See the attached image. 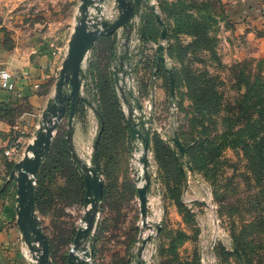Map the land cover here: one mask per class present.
<instances>
[{
  "label": "rangeland",
  "instance_id": "rangeland-1",
  "mask_svg": "<svg viewBox=\"0 0 264 264\" xmlns=\"http://www.w3.org/2000/svg\"><path fill=\"white\" fill-rule=\"evenodd\" d=\"M76 3L0 0V49L15 47L14 27L41 33L55 20L75 18ZM101 4L102 18L112 22L118 14L114 0ZM140 13L131 20L128 41L123 29L100 36L83 62L81 96L86 101L78 103L72 135L82 160L90 161L101 129L97 109L104 118L98 160L103 188L86 240L87 249L93 250L89 263L136 264L142 259L146 264H264V0H142ZM22 44L27 54L35 46L32 41ZM158 46L163 48L162 63L156 62ZM62 55L46 86L36 88L48 98L54 94ZM27 58L33 61L34 54ZM20 60L10 62L17 65ZM120 88L138 128L142 119L148 131L145 224L136 189L142 184L143 146L141 139L131 138ZM63 92H68L66 86ZM45 106L32 128L23 131L18 127L22 119L10 127L8 112H0V177L15 210L16 181L10 173L35 137ZM66 106L34 182L39 199L35 216L53 264H67L85 211L82 170L60 144L66 140L68 101ZM18 135L21 143L10 153ZM144 233L150 239L139 255ZM20 241L26 264H32L21 234ZM76 253L81 255L80 250Z\"/></svg>",
  "mask_w": 264,
  "mask_h": 264
},
{
  "label": "water",
  "instance_id": "water-1",
  "mask_svg": "<svg viewBox=\"0 0 264 264\" xmlns=\"http://www.w3.org/2000/svg\"><path fill=\"white\" fill-rule=\"evenodd\" d=\"M77 14L74 18L73 30L67 42L66 52L61 62L58 78L55 82L54 94L48 98L46 106L41 113V122L36 131L32 142L27 146L26 151L19 162L14 165L10 173V177L16 181V223L21 234L22 242L27 246L30 256L33 260L32 264H53L49 259L48 242L45 234L42 232L35 216L34 207V182L39 163L49 147L52 131L55 128L57 121L66 113L68 101V121L66 132L67 149L72 159L82 170V176L85 185L84 206L85 211L81 218L83 226L76 231L73 245L67 257V264H90L89 259L93 255V250L87 249L86 240L90 238L92 229L95 225V220L99 212V205L102 197L103 183L100 178L98 158H97V142L101 134V129L98 130L97 136L92 145V153L90 161L82 160L76 153L72 143L73 135V117L76 113L77 106L80 100L86 101V98L81 96V90L84 88L85 72L83 62L85 61L87 52L92 49L95 41L103 35H109L115 30L123 29L125 40L128 41L129 33L133 28L131 20L134 16H141L140 8L142 0H114L118 11L117 17L108 22L102 18V2L107 0H79ZM154 9V7H151ZM157 21L162 24L158 15H155ZM141 25V24H140ZM141 28V26H139ZM162 37H165V28L161 29ZM162 46L157 48L156 62H163ZM126 57L130 56L125 50ZM123 54H116L115 58H121ZM121 76L126 70L123 64L119 65ZM170 78L171 95L173 93V81L171 72L168 71ZM123 76L120 79L123 82ZM118 73L114 72V80L118 81ZM68 88V92H63L64 87ZM121 94L125 104L128 107L129 117H127V125L130 131L132 140L136 137L141 139L143 146V154L140 157L142 163V176H138V180L142 181L140 186H137V194L139 199V209L143 222H146L147 217V188L149 185V176L147 172V150H148V131L143 126V120H139L141 128H138V122L132 118L133 108L125 96L124 89H121ZM132 96V92L127 90ZM138 109H141L139 103L136 102ZM98 114V112L96 111ZM146 122H151L147 119ZM45 123V124H43ZM175 142L181 150V146L174 136ZM31 152L29 155L28 152ZM181 168L180 163H178ZM157 232L160 226L157 225ZM149 236L142 238L138 247L140 255ZM80 250L81 255L76 253ZM240 258V255L237 253ZM136 264H146L145 260H137Z\"/></svg>",
  "mask_w": 264,
  "mask_h": 264
},
{
  "label": "crops",
  "instance_id": "crops-1",
  "mask_svg": "<svg viewBox=\"0 0 264 264\" xmlns=\"http://www.w3.org/2000/svg\"><path fill=\"white\" fill-rule=\"evenodd\" d=\"M76 4L78 6L79 0ZM112 4L111 1L109 6L111 7ZM60 20L50 23L49 27L41 33L33 31L29 33L26 27L23 29L14 27L15 47L9 52L0 49V59L4 58L5 60L3 61L5 67H0L8 69L12 73L16 85L14 92L0 91V112H8L7 115L10 116V119L7 124L10 127L11 124L16 123V118H20L22 122L18 126L19 130H30L41 108L47 102L48 94H42L40 91H36V88L46 86L54 71L59 68L58 57L60 54L64 56L74 26V17L63 22ZM26 41H32L35 44L28 54L27 48L22 44ZM54 44L59 46L56 47L59 50L53 51ZM30 54H34L33 61H29L27 58L30 57ZM13 58H21L20 64H11L10 61ZM3 62L0 60V64ZM15 125L17 126V124ZM3 184L4 180L0 177V264H26L20 232L15 220L16 210L7 192L2 188ZM26 252L30 259L31 256L27 248Z\"/></svg>",
  "mask_w": 264,
  "mask_h": 264
},
{
  "label": "built area",
  "instance_id": "built-area-1",
  "mask_svg": "<svg viewBox=\"0 0 264 264\" xmlns=\"http://www.w3.org/2000/svg\"><path fill=\"white\" fill-rule=\"evenodd\" d=\"M0 91H6V92L16 91V85L12 73L8 69L3 67H0ZM15 128L17 127L15 126ZM20 143H21V136L18 135L12 143V146L10 148V153L16 152Z\"/></svg>",
  "mask_w": 264,
  "mask_h": 264
},
{
  "label": "trees",
  "instance_id": "trees-1",
  "mask_svg": "<svg viewBox=\"0 0 264 264\" xmlns=\"http://www.w3.org/2000/svg\"><path fill=\"white\" fill-rule=\"evenodd\" d=\"M107 37H109V36H105V35L101 36L102 39L103 38H107ZM112 52H113V50L111 48L110 49V53H112ZM91 67H92V64L89 62V65H88V75H89V77L92 74L91 70H89ZM97 112H98V115H99V118H100V124H101V127H100L101 128V134H100L98 142H97V158L99 160V157H100V144H101V140H102V134H103V131H104V124H103L104 123L103 122L104 118H103V113L101 112V110L97 109ZM60 144H61V148H62L63 152L66 155H68L67 143H66L65 138L61 140ZM39 168H40V166L38 167V170H39ZM77 169H79V168H77ZM38 170H37V174H38ZM80 186L82 188V193L84 194V181H83V177L82 176L80 177ZM38 200H39L38 199V194H36V192H35L34 193V205H35V208H39Z\"/></svg>",
  "mask_w": 264,
  "mask_h": 264
},
{
  "label": "bare ground",
  "instance_id": "bare-ground-1",
  "mask_svg": "<svg viewBox=\"0 0 264 264\" xmlns=\"http://www.w3.org/2000/svg\"><path fill=\"white\" fill-rule=\"evenodd\" d=\"M28 153H29V155H31V152L30 151ZM145 223H148V220L146 222H143L142 224H145ZM142 236H143V238H145L147 235L144 233V234H142ZM30 260H33L34 261V259H32V257H30Z\"/></svg>",
  "mask_w": 264,
  "mask_h": 264
}]
</instances>
